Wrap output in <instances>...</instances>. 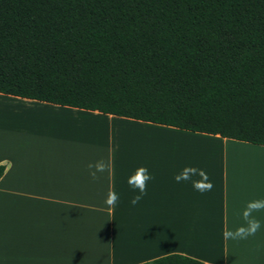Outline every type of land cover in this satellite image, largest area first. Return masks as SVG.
<instances>
[{
  "label": "crops",
  "instance_id": "obj_1",
  "mask_svg": "<svg viewBox=\"0 0 264 264\" xmlns=\"http://www.w3.org/2000/svg\"><path fill=\"white\" fill-rule=\"evenodd\" d=\"M100 159L109 170L93 180ZM0 165V264H264V210L255 236L223 235L264 199V146L0 94ZM140 166L153 179L133 206ZM185 168L211 191L194 188L199 171L177 183Z\"/></svg>",
  "mask_w": 264,
  "mask_h": 264
},
{
  "label": "trees",
  "instance_id": "obj_2",
  "mask_svg": "<svg viewBox=\"0 0 264 264\" xmlns=\"http://www.w3.org/2000/svg\"><path fill=\"white\" fill-rule=\"evenodd\" d=\"M0 94L264 146V0H0Z\"/></svg>",
  "mask_w": 264,
  "mask_h": 264
},
{
  "label": "clouds",
  "instance_id": "obj_3",
  "mask_svg": "<svg viewBox=\"0 0 264 264\" xmlns=\"http://www.w3.org/2000/svg\"><path fill=\"white\" fill-rule=\"evenodd\" d=\"M89 175L93 180L99 179L97 173H103L109 170V164L105 162V160L100 159L95 163L88 164ZM191 171H199V174L203 177L204 181L206 182L203 185L194 184V188L197 191H211L213 184L208 178L207 173L203 169H188L185 168L182 173L174 175L173 179L180 183L182 180L187 179L186 173ZM153 179V176L150 174L149 169L144 166L138 167L134 174L131 175L128 179L129 186L133 189L139 190V195L134 196L130 203L135 206L137 205L143 196L147 195V186L148 182ZM119 197L115 192H110L106 199V203L109 206H115L116 202L118 201ZM264 210V199L254 200L247 204L244 212H243V220L245 221V225H241L234 230H228L223 233L226 239H231L234 241L238 240H246L250 236H255L256 233L260 230L261 222L259 219L253 216L254 212H260Z\"/></svg>",
  "mask_w": 264,
  "mask_h": 264
},
{
  "label": "rangeland",
  "instance_id": "obj_4",
  "mask_svg": "<svg viewBox=\"0 0 264 264\" xmlns=\"http://www.w3.org/2000/svg\"><path fill=\"white\" fill-rule=\"evenodd\" d=\"M102 135L103 136H106L107 135V131L106 130H104V131H102ZM191 145H193L194 143H190ZM196 144V143H195Z\"/></svg>",
  "mask_w": 264,
  "mask_h": 264
}]
</instances>
